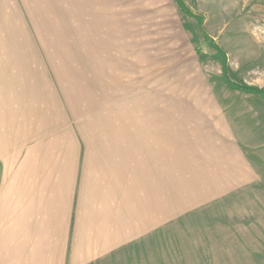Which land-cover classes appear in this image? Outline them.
Masks as SVG:
<instances>
[{
  "label": "rangeland",
  "instance_id": "rangeland-1",
  "mask_svg": "<svg viewBox=\"0 0 264 264\" xmlns=\"http://www.w3.org/2000/svg\"><path fill=\"white\" fill-rule=\"evenodd\" d=\"M250 88L264 92V0H0V204L64 175L86 221L123 178L135 225L163 223L135 227L152 230L135 264H264Z\"/></svg>",
  "mask_w": 264,
  "mask_h": 264
},
{
  "label": "crops",
  "instance_id": "crops-1",
  "mask_svg": "<svg viewBox=\"0 0 264 264\" xmlns=\"http://www.w3.org/2000/svg\"><path fill=\"white\" fill-rule=\"evenodd\" d=\"M31 90L34 91V88L31 87ZM30 95L40 107L36 111L42 112L47 102L37 94ZM34 120L42 122L45 118ZM61 163L62 160H59V168ZM64 166L67 171L70 170V165ZM114 166L117 173V164ZM104 176H108L107 171ZM45 177L38 187L35 184L22 189L21 200H9L10 204L4 206L0 204V216L7 213L3 215L4 220L0 218V233L3 230L0 240L4 239L0 243V264H125V259L129 260V264H135V241L152 231L135 232V227L155 229L163 224L135 225V210L126 206L130 200L135 201V194L129 192L131 196H123V178L121 185L113 184L115 193L110 188L107 190L105 185L106 191L98 193L96 210L90 208L87 213L89 219L83 221L82 210L76 205L79 195L76 179L68 178L65 182L64 175L59 177L54 174L56 184L50 187ZM43 182L47 183L46 187ZM131 186L128 183V188ZM33 197L35 200L31 201ZM76 211H80V215L75 219ZM18 212L30 214L24 221L27 223L23 225L21 235L14 223ZM36 226L39 227L36 229ZM126 253L128 256H125Z\"/></svg>",
  "mask_w": 264,
  "mask_h": 264
},
{
  "label": "trees",
  "instance_id": "trees-1",
  "mask_svg": "<svg viewBox=\"0 0 264 264\" xmlns=\"http://www.w3.org/2000/svg\"><path fill=\"white\" fill-rule=\"evenodd\" d=\"M245 89H246V90H249L248 88H245ZM250 90L255 91V92H259V93H264L263 91L255 90V89H253V88H250Z\"/></svg>",
  "mask_w": 264,
  "mask_h": 264
}]
</instances>
